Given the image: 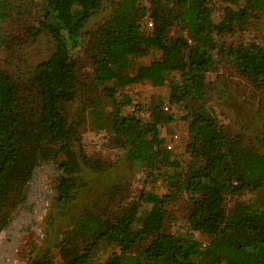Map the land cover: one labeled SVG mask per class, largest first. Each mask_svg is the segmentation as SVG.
I'll list each match as a JSON object with an SVG mask.
<instances>
[{
  "label": "trees",
  "instance_id": "16d2710c",
  "mask_svg": "<svg viewBox=\"0 0 264 264\" xmlns=\"http://www.w3.org/2000/svg\"><path fill=\"white\" fill-rule=\"evenodd\" d=\"M212 1L148 0L145 5L142 0H46L44 14L37 24L26 26V32L33 42L48 35L54 43L52 52L26 70L17 66L11 71L0 63L1 210L15 190L20 197L13 207L23 200L40 159L63 156L58 164L63 170L58 203L80 199L96 175L107 178L117 166L95 164L81 149H71L77 131L68 123L63 104L76 97L90 99L86 116L90 127L120 139L125 159L156 170L151 172L156 179L173 154L157 130L173 120L161 94L151 95L148 121L118 114L111 105H129L132 85L159 86L167 75L178 73L179 79H168L169 102L184 104L192 117L189 158L169 178L165 194L143 189L113 217L111 212H95L98 198L114 199L122 189L126 177L119 174L121 183H109L95 201L73 215L66 231L69 241L79 238L73 253L69 247L67 259L60 263L43 254L30 264H88L102 244L119 249L104 264H264V208L243 200L226 206L229 195L264 186V152L250 147L242 135L229 134L207 103V74L218 71L222 62L232 63L256 86L264 82V44L237 40L249 20L264 10V0H245L237 10L225 9L217 21ZM21 5L0 0V50L10 43L6 23L23 18ZM103 11L106 14L95 27L88 28ZM175 27L184 34L171 35ZM78 48L91 72L80 70L74 56ZM154 50L161 51L160 57L148 64L138 62ZM100 92L109 97V104ZM181 200L188 203V229L168 231L167 207ZM143 203L150 204L145 214ZM9 215L10 211L4 213ZM7 223L0 219V231ZM195 232L206 234L207 242L200 243ZM68 245L63 238L59 249Z\"/></svg>",
  "mask_w": 264,
  "mask_h": 264
},
{
  "label": "rangeland",
  "instance_id": "374dc122",
  "mask_svg": "<svg viewBox=\"0 0 264 264\" xmlns=\"http://www.w3.org/2000/svg\"><path fill=\"white\" fill-rule=\"evenodd\" d=\"M17 6L21 5L25 10L23 18L11 23H6V34L10 38V43L0 50V63L8 70L15 71L18 67L21 70L28 69V65H35L40 60L49 56L54 49V43L48 35L41 36L33 42L32 37L27 35L26 26L37 24V18L44 14L46 0H12ZM245 0H213L211 5L214 10L215 20H219L225 13L243 7ZM142 3L149 5L148 0ZM101 14L94 16L88 23V28L95 27V24L104 16ZM152 27V24H149ZM171 35H182L184 32L180 28H172ZM237 40L244 44L258 43L264 44V10L255 14L249 23L240 33ZM84 53L80 48L74 51L82 72H91L88 59L83 57ZM161 51L154 50L150 55L139 58L140 64H148L151 60L160 57ZM172 76L179 79L178 73H172L165 77L163 84L153 86L149 82L132 85L128 92L132 98L129 105H111L114 110L121 115L134 114L144 121L150 119L149 102L154 93L161 94L164 107L172 114L173 120L170 123L157 126V130L166 141L172 143L174 135L178 138L173 142L172 160L162 167V174L157 179L152 174L158 173L156 170L147 169L144 163H131L125 159L126 149L122 141L109 134L104 129H93L87 120V112L91 107L90 99L86 96L76 97L71 102L64 103V113L70 126L77 131V138L72 141L71 149L78 151L81 149L88 157L95 160V164L110 166L116 163V167L106 176L98 174L90 188H83V195L80 199L66 203H58L57 183L60 180L62 169L59 168V161L63 157L40 159L35 167L32 177L26 183L25 196L14 208L11 203L15 198L20 197L17 191H13L6 200L7 206L0 208V219H7V225L0 231V247H3L7 254H12V264H30L39 255L47 254L54 261L60 263L67 259L69 253H73L78 247V239L71 240V235L66 236L68 225L72 221L73 215L83 206H87L95 201L102 191L108 189V185L119 183L121 177L122 189L115 195L114 199L98 198L95 201L94 211L107 214L111 212L113 217L120 206L132 202L133 198L140 195L141 190H153L160 195L169 190V178L173 173L181 168V165L189 158L187 144L190 140V124L192 117L184 104H171L169 102L170 88L167 85L168 79ZM96 91L92 93L94 96ZM102 101L111 100L105 93L100 92ZM207 103L216 112L219 122L231 135H242L243 140L252 148L264 152V82L261 86H256L248 78L242 76L236 67L228 62H222L218 71L207 74ZM119 110V111H118ZM83 153V154H84ZM169 176V177H168ZM88 177L85 178L87 180ZM80 183V182H78ZM121 183V182H120ZM81 190V188H80ZM87 190V191H86ZM86 192V193H85ZM22 194V193H21ZM24 194V193H23ZM23 194L21 196H23ZM236 200L251 201L257 206L264 208V186L256 190H245L240 195H229L226 206L230 207ZM188 203L184 200L167 207V230L176 233L186 231V214ZM150 204L143 203L142 213L149 210ZM6 211H10L9 217L4 216ZM67 237V238H66ZM194 237L200 243L207 242V235L195 232ZM63 238L68 242L66 249H59ZM115 244H102L93 254L92 260L88 264H104L106 259L115 251H118Z\"/></svg>",
  "mask_w": 264,
  "mask_h": 264
},
{
  "label": "flooded vegetation",
  "instance_id": "af4514ba",
  "mask_svg": "<svg viewBox=\"0 0 264 264\" xmlns=\"http://www.w3.org/2000/svg\"><path fill=\"white\" fill-rule=\"evenodd\" d=\"M12 257L13 255L11 253L7 254L3 247H0V264H12Z\"/></svg>",
  "mask_w": 264,
  "mask_h": 264
},
{
  "label": "built area",
  "instance_id": "2783aa9c",
  "mask_svg": "<svg viewBox=\"0 0 264 264\" xmlns=\"http://www.w3.org/2000/svg\"><path fill=\"white\" fill-rule=\"evenodd\" d=\"M167 108H168V107H166V109H167ZM177 138H178V135H177V134L173 136L172 141H171L172 143H169V144H168V147H169V148H172V147H173V142H175Z\"/></svg>",
  "mask_w": 264,
  "mask_h": 264
}]
</instances>
